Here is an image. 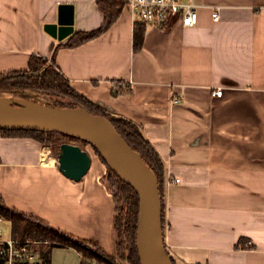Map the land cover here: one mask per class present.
Wrapping results in <instances>:
<instances>
[{"label": "crops", "instance_id": "crops-1", "mask_svg": "<svg viewBox=\"0 0 264 264\" xmlns=\"http://www.w3.org/2000/svg\"><path fill=\"white\" fill-rule=\"evenodd\" d=\"M196 2V27L145 26L135 51L141 23L127 5L102 35L70 48L75 33L103 25L97 0H0V73L27 69L32 55L55 57L78 92L142 126L166 164L165 247L175 264H264V0ZM61 5L75 18L62 41L48 32ZM83 149L92 165L77 181L60 170V152L0 134V197L115 256L107 167ZM52 264H81V255L55 248Z\"/></svg>", "mask_w": 264, "mask_h": 264}, {"label": "trees", "instance_id": "trees-1", "mask_svg": "<svg viewBox=\"0 0 264 264\" xmlns=\"http://www.w3.org/2000/svg\"><path fill=\"white\" fill-rule=\"evenodd\" d=\"M97 3L104 15L103 25L91 32L82 31L75 33L64 44L66 47H78L102 35L117 21L125 7L124 0H97ZM144 36L145 25L141 23L135 34V51L142 48ZM8 95L35 103H44L36 98L38 95L52 96L56 98V102H46L49 106L82 107L93 115L110 120L128 144L143 156L158 178L165 232L166 164L156 148L145 137L141 125L122 115L113 113L78 92L72 86L71 81L59 69L55 57L48 60L41 55H32L27 69L0 73V97H7ZM64 100H68V102H64ZM0 134L5 138H31L52 149L53 145L58 143L88 145L84 141L57 132L0 130ZM95 152L107 165L109 187L114 190L113 196L116 207L114 227L118 257L128 264H141L137 247L140 221L139 195L129 182L125 181L115 169L107 164L99 152L96 150ZM0 215L12 220L16 235L21 237L32 235L40 240L48 241V244L43 245L41 248L45 260L43 264H52V252L55 248L75 249L81 255V264H117V260L113 256L108 255L97 243L77 240L33 217L8 209L1 197ZM243 242L244 239H241L240 245ZM93 250L96 251L93 252ZM172 261L175 264L173 259Z\"/></svg>", "mask_w": 264, "mask_h": 264}, {"label": "water", "instance_id": "water-1", "mask_svg": "<svg viewBox=\"0 0 264 264\" xmlns=\"http://www.w3.org/2000/svg\"><path fill=\"white\" fill-rule=\"evenodd\" d=\"M74 7L61 5L59 20L48 32L59 40L74 33ZM13 108L24 109L16 116L0 109V130H32L57 132L86 142L120 175L117 165L132 163L138 178L129 182L140 199V221L137 247L141 264H174L165 247L163 208L159 181L143 156L119 134L110 120L93 115L85 108L54 107L22 99L0 97ZM60 170L69 178L81 180L90 170L92 159L81 146L65 143L59 158ZM143 213L146 221H143Z\"/></svg>", "mask_w": 264, "mask_h": 264}, {"label": "built area", "instance_id": "built-area-1", "mask_svg": "<svg viewBox=\"0 0 264 264\" xmlns=\"http://www.w3.org/2000/svg\"><path fill=\"white\" fill-rule=\"evenodd\" d=\"M126 5L133 10L134 21L147 27L163 28L173 21L184 27H196L199 22V8L196 0H127ZM214 20L221 18L220 7H215ZM224 90L219 88L214 96L222 97ZM180 96L173 102H182ZM180 179H170L171 183H180ZM10 226V232L4 225ZM48 241L40 240L32 235L26 237L14 233L12 220L0 215V264H43L42 246Z\"/></svg>", "mask_w": 264, "mask_h": 264}, {"label": "bare ground", "instance_id": "bare-ground-1", "mask_svg": "<svg viewBox=\"0 0 264 264\" xmlns=\"http://www.w3.org/2000/svg\"><path fill=\"white\" fill-rule=\"evenodd\" d=\"M0 109L10 112L16 116H22L24 114V109L22 108H13L10 106L9 103L0 101ZM116 168L118 169L120 175L129 181H135L138 178V170L135 167L134 164L132 163H127V164H122V165H117ZM143 221L145 223L146 221V214L143 213ZM155 264V263H154Z\"/></svg>", "mask_w": 264, "mask_h": 264}, {"label": "rangeland", "instance_id": "rangeland-1", "mask_svg": "<svg viewBox=\"0 0 264 264\" xmlns=\"http://www.w3.org/2000/svg\"><path fill=\"white\" fill-rule=\"evenodd\" d=\"M124 3H125V6H126V3H127V0H124ZM7 98H12V99H21V98H18V97H13L12 95L10 96V95H8L7 96ZM36 98H38V100H41V101H43L44 103H41V104H46V102H51V103H54V102H56V98L55 97H52V96H47V95H38V96H36ZM22 100H26V99H22ZM28 101V100H27ZM30 102H33V101H30ZM64 102H68V100H64ZM35 103V102H34ZM47 105V104H46ZM64 144H54L53 146V149H52V151H53V153L56 155V154H59V152L61 153L62 152V146H63ZM76 145H79V146H81V147H83V148H88L91 152H93V151H95L93 148H92V146H88V145H85V146H83L82 144H80V143H77ZM45 146V145H44ZM46 147H48V146H46ZM104 163V162H103ZM106 165V164H105ZM106 167H107V165H106ZM105 178H106V182L108 183V186H109V182H108V168H107V171H106V174H105ZM110 188V187H109ZM112 191H114L113 190V188H110ZM4 228L5 229H7V232L9 233L10 232V226L8 225V224H6V225H4ZM94 251H96V250H93V252ZM113 258L114 259H116L117 260V264H128L127 262H125V261H122L119 257H118V254H116L115 256H113Z\"/></svg>", "mask_w": 264, "mask_h": 264}]
</instances>
